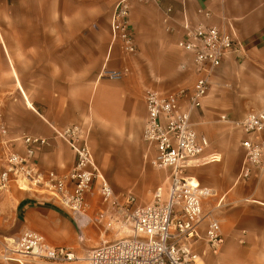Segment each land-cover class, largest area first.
Listing matches in <instances>:
<instances>
[{"label": "crops", "instance_id": "1", "mask_svg": "<svg viewBox=\"0 0 264 264\" xmlns=\"http://www.w3.org/2000/svg\"><path fill=\"white\" fill-rule=\"evenodd\" d=\"M118 1L0 0V123L8 131L9 145L22 152L20 143L13 141L17 136L45 138L48 145L35 153L34 162L42 172L62 175L72 167L75 156L53 130L77 126L87 139L95 164L119 168L123 176L131 175L135 180V168L142 158L146 161L152 155L142 140L144 96L150 91L167 94L178 88H192L197 76L191 57L177 48L183 34L179 24L183 12L192 24L196 22L195 10L207 9L212 13L209 24L233 29L242 44L241 49L223 59L214 74L220 76L237 68L242 75L224 82L211 79L201 108L191 116L195 131L207 138L208 148L185 174L202 187L215 190L216 197L205 200L202 209L219 221L224 240L216 256L202 240L197 241L193 252L196 264H264V172L240 179V143L246 136L219 120L223 115L241 120L249 112L264 110V0L134 4L129 24L137 54L128 59L112 43L110 30L103 28L105 17L108 21L113 11L109 9L105 16V8H112ZM169 3L177 22L171 23L173 32L163 24L162 10ZM173 38L179 55L169 60L165 45ZM113 47L119 52L113 53ZM188 60L194 82L188 87L161 89L169 81L170 71L172 77H181L179 71L184 70ZM118 65L131 71L124 75H128L126 78L103 77L104 69L114 70ZM237 93L244 98L239 99ZM2 142L0 136V169L4 163ZM105 175L109 180L113 177L109 170ZM168 175L151 200L157 189L165 188ZM162 176L160 173L156 177L160 180ZM0 193L1 204L11 205L12 223L8 227L14 229L8 239L17 240L22 232L31 231L43 236L50 246H65L85 254L105 241L126 236L125 228L112 218L114 210L101 198L103 207L98 211L99 199L94 192L86 198L87 216L94 218L101 211L106 215L101 224L82 230V242L75 223L59 205L21 191L15 184ZM204 230L203 225L201 236ZM5 244L0 240V251ZM0 264L7 263L0 259Z\"/></svg>", "mask_w": 264, "mask_h": 264}, {"label": "built area", "instance_id": "2", "mask_svg": "<svg viewBox=\"0 0 264 264\" xmlns=\"http://www.w3.org/2000/svg\"><path fill=\"white\" fill-rule=\"evenodd\" d=\"M143 1V0H141ZM156 4L172 0H144ZM129 0H119L110 18L111 41L119 46L123 58L137 54V46L129 24ZM163 24L173 32L171 23H177L174 7L169 3L163 10ZM195 16L202 21L190 23L183 12L179 24L182 39L177 48L191 57L197 79L190 89L178 88L170 93L147 92L144 96L146 118L142 140L152 151L148 164L159 171H169L165 188L157 189L153 199L143 205L136 197L126 193L115 203L113 190L100 174L86 137L77 126L53 130L56 138L72 150L75 162L62 175L53 171L42 172L34 162L35 153L48 145L45 138L22 134L13 141L20 143L22 152L9 145L8 131L0 123L3 138L4 163L0 169V191L12 184L19 190L32 193L64 209L75 223L82 242V230L89 225H99L105 212L94 218L87 216V195L96 190L103 203L114 210L113 220L126 230L124 238L105 241L85 254L72 249L47 244L40 234L24 231L17 240L5 244L0 259L5 263L31 264H196L193 248L202 240L212 255H218L224 240L219 221L211 212L203 213L205 200L216 197L213 189L202 187L186 176V169L195 163L208 148V140L198 134L191 122L192 114L201 108L211 85V78L223 59L241 49L233 29L219 28L206 23L212 13L197 8ZM129 73L104 74L116 79ZM221 122L239 129L246 137L241 141L243 162L239 177L247 180L264 172V110L252 111L241 120L221 116ZM204 225V236L201 227ZM6 243V242H5Z\"/></svg>", "mask_w": 264, "mask_h": 264}, {"label": "rangeland", "instance_id": "3", "mask_svg": "<svg viewBox=\"0 0 264 264\" xmlns=\"http://www.w3.org/2000/svg\"><path fill=\"white\" fill-rule=\"evenodd\" d=\"M117 3V2H116ZM115 3V4H116ZM153 3L152 1H141V0H129V5H130V11L132 10V5L134 4H139V5H149ZM114 4V6H115ZM114 6L111 8H105V16L106 13L108 12L109 9H114ZM129 11V12H130ZM112 12V11H111ZM108 14V13H107ZM111 14V13H110ZM198 21H202V18L197 17L196 16V22ZM210 21V20H209ZM209 21H206V23L209 24ZM104 30H110V19H108V21L104 20ZM129 22H130V13H129ZM162 26V25H161ZM163 29V27L161 28V30ZM164 31V30H163ZM175 38H173L172 40L167 41L166 45H165V49L167 50V53L169 54L170 57L169 60H174L175 58L173 57L176 53L179 55V53L176 50L175 47ZM117 47H113V53H118L119 50L117 51ZM184 58L186 56H183ZM183 61V60H182ZM182 61H178V66L182 63ZM173 62L170 63V65ZM169 65V66H170ZM189 66H190V61L188 60V62H186V66L184 68V70L179 71L181 77H172V74L174 75L173 71L169 72V75H171L170 77H168L169 81H166V85L165 87L161 88L163 90H170V89H175L178 86H183V87H188L190 86L195 79V76L192 74L191 71H189ZM172 68L174 66H171ZM169 68V67H168ZM122 69L120 67V65H118L117 67H115L114 70H109V69H104V73H103V77L104 74H107L109 72L115 71L117 73L122 72ZM131 72V71H130ZM129 72V73H130ZM262 72H256V74H261ZM241 73L240 70L237 68H230L228 70H226V72L224 74H220V76H218V74H213L211 79H216V80H222V82H224V80H233V79H239V77H241ZM128 76V75H127ZM127 76H121L119 78H116L114 80H121L126 78ZM105 78V77H104ZM155 84H159L158 82H155ZM248 88H245L244 90H247ZM244 92V91H243ZM238 94V98H244V96L242 94ZM144 96V94H143ZM195 129V127H194ZM144 154V152H143ZM96 166L99 170V172L102 174V176L106 179V181L108 182V184L110 185V187L113 190V194H114V202L117 203L119 201L122 200V197L128 193L131 192L132 194H134V196L136 197V201L140 204H145L150 202L151 198H152V193L154 192V190L156 189L157 186H161L163 184L164 178L166 177L167 174H169V171L164 172V171H159L156 170L154 168H152L147 160L145 161L142 158V162L141 165L137 168H135V170L133 172H136V176H134L136 179L133 180V176L131 175H127V176H123L122 171L119 168H112V167H102L99 166V164L96 163ZM190 169H192L191 167L187 169V171H189ZM109 170L113 177L109 180L107 178V176L105 175L106 171ZM162 173L163 176L160 178L156 177L158 174ZM128 174H130V172H128ZM14 189V188H13ZM16 189V188H15ZM12 190V188H11ZM94 195L99 199L98 201V211L99 208H102L103 206L100 203V196L96 193V190H93ZM1 194V193H0ZM91 194V193H90ZM88 194V195H90ZM0 222L2 223L0 225V240H2L4 243L6 242L8 245L11 243V239H8L10 237H12V233H13V229L14 227L10 228L8 226H10L11 222V205H3L0 202ZM95 239L97 238V235L95 234ZM92 248V247H89Z\"/></svg>", "mask_w": 264, "mask_h": 264}]
</instances>
